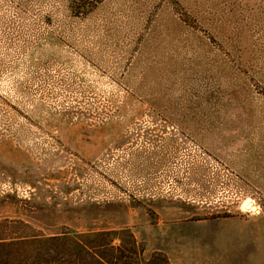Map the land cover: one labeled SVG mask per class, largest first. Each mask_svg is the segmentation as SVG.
I'll return each instance as SVG.
<instances>
[{"label":"rangeland","instance_id":"rangeland-1","mask_svg":"<svg viewBox=\"0 0 264 264\" xmlns=\"http://www.w3.org/2000/svg\"><path fill=\"white\" fill-rule=\"evenodd\" d=\"M70 3L0 0L11 264H264V0Z\"/></svg>","mask_w":264,"mask_h":264},{"label":"trees","instance_id":"trees-1","mask_svg":"<svg viewBox=\"0 0 264 264\" xmlns=\"http://www.w3.org/2000/svg\"><path fill=\"white\" fill-rule=\"evenodd\" d=\"M70 1L72 3H70L69 10L74 13L75 6L73 4L79 0ZM80 9L81 7H78V10ZM188 110L193 114L200 113L194 106L192 108L189 107ZM203 140H205V135L203 136ZM72 236L77 243L74 253V257L79 260L77 264H142L138 260L136 252L134 256H129L123 245L114 246L113 241H111L112 239L110 240L109 238L108 240V237L111 236L110 233L74 234ZM22 244L24 242H5L0 240V264H11L12 248ZM143 264H169V261L162 254L156 253Z\"/></svg>","mask_w":264,"mask_h":264},{"label":"bare ground","instance_id":"bare-ground-1","mask_svg":"<svg viewBox=\"0 0 264 264\" xmlns=\"http://www.w3.org/2000/svg\"><path fill=\"white\" fill-rule=\"evenodd\" d=\"M248 208H249V209H254V207H253L252 204H248ZM254 210H257V209H254Z\"/></svg>","mask_w":264,"mask_h":264}]
</instances>
